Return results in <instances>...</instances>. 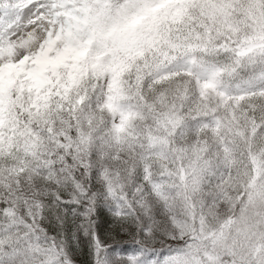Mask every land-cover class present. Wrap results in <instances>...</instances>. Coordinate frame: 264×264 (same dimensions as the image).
I'll use <instances>...</instances> for the list:
<instances>
[{
    "label": "snow or ice",
    "instance_id": "obj_1",
    "mask_svg": "<svg viewBox=\"0 0 264 264\" xmlns=\"http://www.w3.org/2000/svg\"><path fill=\"white\" fill-rule=\"evenodd\" d=\"M0 264H264V0H0Z\"/></svg>",
    "mask_w": 264,
    "mask_h": 264
}]
</instances>
